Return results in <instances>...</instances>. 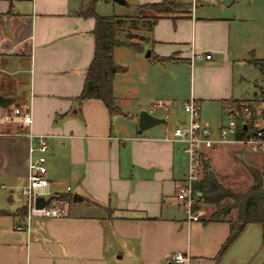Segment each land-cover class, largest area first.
I'll return each mask as SVG.
<instances>
[{
	"label": "crops",
	"instance_id": "crops-1",
	"mask_svg": "<svg viewBox=\"0 0 264 264\" xmlns=\"http://www.w3.org/2000/svg\"><path fill=\"white\" fill-rule=\"evenodd\" d=\"M126 1L118 5L134 13L114 8L115 16L158 19L139 50L114 49L111 112L99 99L79 100L95 50V19L83 15L91 0H0V93L12 98L9 108L32 111L30 127L10 131L48 135L51 195H78L69 200V216L25 224L15 201L39 152L30 153L36 145L25 134L0 135V264H179L171 258L178 251L190 255L189 264H237V245L250 227L264 243L263 226L249 224L223 249L233 220H187L177 199L185 144L171 140L188 123L190 99L200 102L202 120L218 136L223 119L235 114L232 102L258 95L263 74L249 59L255 37H246L258 26L234 15L243 0ZM162 3L165 13L137 14L140 6ZM253 79V90L238 84ZM144 110L165 122L141 130ZM233 145L205 149L203 162ZM245 242L240 251L247 255L254 242Z\"/></svg>",
	"mask_w": 264,
	"mask_h": 264
},
{
	"label": "built area",
	"instance_id": "built-area-1",
	"mask_svg": "<svg viewBox=\"0 0 264 264\" xmlns=\"http://www.w3.org/2000/svg\"><path fill=\"white\" fill-rule=\"evenodd\" d=\"M211 55H206L209 59ZM185 112L188 123L175 128L173 141L185 144L187 155V168L182 185L177 192V199L181 202L187 215V220L197 222L201 219L198 210L201 195L195 190V184L201 179L203 166V152L214 145H241L247 147L251 152L264 153V126L253 123V111L249 105H244L241 110H235V114L220 129L219 135L214 136L209 124L201 118V104L196 99H190L185 103ZM238 116L241 121H238ZM246 125L241 132L240 125ZM32 125V111L28 106H0V135H27L35 142L36 146L30 147V153L39 152V155L30 161L28 165L27 183L20 188L22 208L24 211V222L28 226L34 219H62L70 214V201L55 196L52 201L37 207L38 197L49 198L51 192L49 173L46 165V153L49 149L48 135L34 134L33 132L10 131L11 127L28 128ZM18 230L23 229L17 225ZM171 258L179 264H189L190 255L187 252L178 251Z\"/></svg>",
	"mask_w": 264,
	"mask_h": 264
},
{
	"label": "trees",
	"instance_id": "trees-1",
	"mask_svg": "<svg viewBox=\"0 0 264 264\" xmlns=\"http://www.w3.org/2000/svg\"><path fill=\"white\" fill-rule=\"evenodd\" d=\"M139 8H150L156 11L157 14L167 12L165 3L143 5ZM83 15L95 19L93 30L95 50L93 59L87 69L84 88L79 100L99 99L106 104L111 112H114L117 110L113 95V77L117 70L113 55L114 49L120 46H130L136 50L140 48L118 38V27L122 24L123 19H129V17L98 15L95 12V0H91L89 8L83 12ZM157 19V17H154L151 24L153 25ZM251 63L264 75V59H253ZM246 104L249 105L246 100H234L232 102L233 107L239 111ZM238 121H241L239 116ZM239 130L241 132L245 130L243 124L239 126ZM253 176V185L248 191L235 194L227 190L219 181L217 174L210 170L209 164L203 162L202 177L195 184V190L201 194V200L208 205H213L216 209L209 221L223 219V216L231 213V211L236 213L232 234L225 242L223 249L235 241L249 224H260L264 229V166L261 171L255 170ZM58 197L73 201L71 194H61ZM228 198L233 199L234 203H227L221 207V201ZM0 213L5 214L3 211Z\"/></svg>",
	"mask_w": 264,
	"mask_h": 264
},
{
	"label": "rangeland",
	"instance_id": "rangeland-1",
	"mask_svg": "<svg viewBox=\"0 0 264 264\" xmlns=\"http://www.w3.org/2000/svg\"><path fill=\"white\" fill-rule=\"evenodd\" d=\"M226 4V1H223ZM97 8V12L103 15H114V8L127 10L128 12L134 13L132 9H125L121 7L117 3L112 0H95V10ZM150 8L139 9L137 12L138 15H142L146 10ZM233 13L237 18L247 19L248 24H256L258 28H255V34L246 35L247 39L251 37L254 38V51L249 55L250 61L254 58L256 59H264V31L260 33V28L264 29V0H243L241 5L233 6ZM149 11V10H148ZM133 18V19H132ZM129 19H123L122 24L118 27V38L126 43H131L136 46H140V42H142L143 36L147 35V31L151 26L150 21L143 20L142 18L132 17ZM263 45L261 48L258 46ZM148 51H145L147 53ZM144 53V55H145ZM260 85H258V95L253 97L252 99H248L249 106L252 108L254 120L253 123L261 126L264 125V75L260 77L257 81ZM254 79L250 82H241L238 81V84L241 87H245L247 89L253 90L255 87ZM151 109V108H150ZM161 109H158L155 113L159 114ZM224 122H228L225 117ZM174 125L171 121L170 124ZM210 130H214L213 127H210ZM217 155L210 157L207 154L209 168L215 174H217L219 181L222 185L232 193L240 194L245 193L248 189L253 185L254 180V171H261L264 166V161H262L259 157H257L256 153L251 152L247 147L241 145H233V146H222V148H217ZM203 167V166H202ZM202 176V175H201ZM5 185V184H4ZM0 187V191H1ZM7 192V190H3ZM19 192L18 189H15V196ZM7 198V197H6ZM17 198V196H16ZM3 200V201H2ZM5 202V198L3 197L0 200V203ZM227 203H234L233 199H224L221 201V207H223ZM15 205H22V200L15 201ZM198 210L201 213V218L209 219L212 217V214L216 210L213 205L206 204L203 200L199 202ZM223 218H228L235 221L236 213L235 211H231V213L224 215ZM256 226L250 227L242 236L243 240L238 243L237 246H240L237 251V264H262L264 263V243H262V238L260 232L256 231ZM250 240L253 241V251L252 253L244 254L240 249L245 245V241ZM245 248V247H244ZM236 263V258L235 262Z\"/></svg>",
	"mask_w": 264,
	"mask_h": 264
},
{
	"label": "water",
	"instance_id": "water-1",
	"mask_svg": "<svg viewBox=\"0 0 264 264\" xmlns=\"http://www.w3.org/2000/svg\"><path fill=\"white\" fill-rule=\"evenodd\" d=\"M114 2H116L117 4H120V5H128L127 1L126 0H112ZM150 54L147 53V56H149ZM12 103V98H9V97H5L3 96L1 93H0V106L1 107H8L10 104ZM165 120L162 119V118H159V117H156L154 116L151 112L149 111H142L139 115V128L141 130H148L152 127H155L161 123H164ZM245 129H246V125H244ZM264 130V129H263ZM55 196H51L49 198H45V197H38L37 200H36V206L37 207H43L47 204H49L52 199L54 198ZM77 197L78 195L75 194L73 196V201L76 202L77 201Z\"/></svg>",
	"mask_w": 264,
	"mask_h": 264
}]
</instances>
